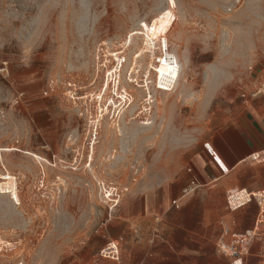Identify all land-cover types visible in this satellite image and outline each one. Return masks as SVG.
I'll return each instance as SVG.
<instances>
[{
    "label": "rangeland",
    "instance_id": "1",
    "mask_svg": "<svg viewBox=\"0 0 264 264\" xmlns=\"http://www.w3.org/2000/svg\"><path fill=\"white\" fill-rule=\"evenodd\" d=\"M263 76L264 0H0V264H241L233 187L170 200Z\"/></svg>",
    "mask_w": 264,
    "mask_h": 264
},
{
    "label": "crops",
    "instance_id": "2",
    "mask_svg": "<svg viewBox=\"0 0 264 264\" xmlns=\"http://www.w3.org/2000/svg\"><path fill=\"white\" fill-rule=\"evenodd\" d=\"M245 104L246 108L240 117L218 125V128L198 145L195 153L198 159L194 164L197 171H193L192 167L188 169L191 173L188 182L181 195L170 200V207L178 200L182 208L186 198L196 190L210 185L212 188L218 183L223 187L237 186L254 192L264 191V188L260 189L258 184L247 176L246 169L242 168L254 155L264 151V105L262 99L245 101ZM214 183L216 185H213ZM188 188L190 189L185 192ZM246 208L255 211L250 227L252 228L256 224L259 207L253 202ZM236 232L240 231L231 230L230 233ZM251 258L245 262L238 261L241 264H254Z\"/></svg>",
    "mask_w": 264,
    "mask_h": 264
},
{
    "label": "built area",
    "instance_id": "3",
    "mask_svg": "<svg viewBox=\"0 0 264 264\" xmlns=\"http://www.w3.org/2000/svg\"><path fill=\"white\" fill-rule=\"evenodd\" d=\"M119 61V57H117ZM122 63V61H120ZM119 62V63H120ZM245 101L262 99L264 105V76L257 85L248 93H243ZM251 163L264 164V151L254 155ZM188 189L185 190L187 192ZM228 206L231 210L243 208L251 203H256L259 207V213L254 227L242 232L230 233L225 229L218 240V251L226 256L239 259L241 262L250 257H258L257 264H264V191L254 192L246 188L233 187L227 192ZM173 207L180 208L178 200L173 202ZM102 258L120 262L121 246L119 241H112L101 251Z\"/></svg>",
    "mask_w": 264,
    "mask_h": 264
}]
</instances>
